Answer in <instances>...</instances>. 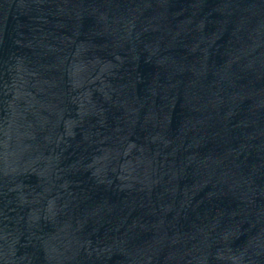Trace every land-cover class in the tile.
<instances>
[{
  "label": "water",
  "instance_id": "95a60500",
  "mask_svg": "<svg viewBox=\"0 0 264 264\" xmlns=\"http://www.w3.org/2000/svg\"><path fill=\"white\" fill-rule=\"evenodd\" d=\"M0 264H264L227 0H0Z\"/></svg>",
  "mask_w": 264,
  "mask_h": 264
}]
</instances>
